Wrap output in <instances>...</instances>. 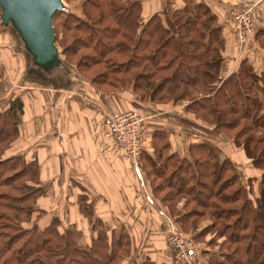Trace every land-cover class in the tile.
Returning a JSON list of instances; mask_svg holds the SVG:
<instances>
[{"label": "trees", "instance_id": "trees-1", "mask_svg": "<svg viewBox=\"0 0 264 264\" xmlns=\"http://www.w3.org/2000/svg\"><path fill=\"white\" fill-rule=\"evenodd\" d=\"M62 1L53 27L67 64L105 95H130L124 101L134 110L183 108L232 141L256 173L244 177L215 141L191 143L181 156L168 131L156 130L141 156L155 208L192 237L205 264H264L263 79L245 59L227 76L223 29L232 19L213 0H166L153 14L147 0ZM7 92L0 102V264H132L128 229L105 227L87 194L75 205L92 238L80 243L59 219L41 221L48 214L39 205L48 195L43 167L38 156L16 150L26 104ZM166 251L177 264L169 244Z\"/></svg>", "mask_w": 264, "mask_h": 264}, {"label": "crops", "instance_id": "crops-1", "mask_svg": "<svg viewBox=\"0 0 264 264\" xmlns=\"http://www.w3.org/2000/svg\"><path fill=\"white\" fill-rule=\"evenodd\" d=\"M213 1L219 6L221 5L223 10L222 0ZM241 1H243L244 6L251 4L255 6V16L258 23L255 34L242 45L238 41L233 21L229 26L224 27L226 54L228 61L231 62L227 67L229 69L227 76L237 72L240 62L244 59L247 60V63L249 62L262 76L263 82L259 86L258 92L264 108V0ZM179 6L177 7L179 8ZM26 46L29 47L27 43ZM27 49L22 50L26 60L24 67L22 64L20 66L18 61L14 57L10 58V56H7L10 62L7 61L5 64V69L17 68L19 82L24 81L16 88V91L18 90L17 96H22L26 104L25 115L22 118V135L16 143V150L18 153L27 152L26 156L41 153L42 167L46 166L50 169L53 176L50 180L54 183L67 182L74 185L73 182L76 177L82 183L81 189L83 191L77 194H88L93 203L92 199L95 193L87 192L84 187L85 184L110 182L114 187V182L118 176L120 185L121 174H126V170H124L126 160L121 159L122 155L118 148L105 138L107 132L105 115L109 111L132 109L133 107L124 101L121 95H105L81 76L82 79H76L75 82L73 79L68 80L65 75H71L55 70L56 68H54L55 72H50V69L49 74L43 70L42 72L38 70L37 77H34L33 81L28 80V70L33 61L37 62L38 58L32 50ZM58 53L60 52L58 51ZM36 64L38 65V63ZM47 65L51 66L50 64ZM60 66L64 68L67 64L63 61ZM48 76L50 78L49 85L44 86L35 83V80L38 81L40 78L43 81ZM90 92L94 96H91ZM125 178L122 183L132 189L133 183L130 184L127 175ZM99 194L105 198V193L102 191H97L96 198ZM111 195L116 197L115 187ZM49 197L58 200L60 195L56 196L54 193ZM44 199L40 200L39 205L41 209L48 212L47 207L41 205ZM120 199L122 200V197ZM93 205L95 206L94 203ZM78 216L80 217L79 213ZM135 239L137 238L135 237ZM148 249L149 254L155 260V264H162L161 257L154 250ZM137 253L134 247V255L137 257H134L132 264H143L142 255H148L147 250L145 249L140 255Z\"/></svg>", "mask_w": 264, "mask_h": 264}, {"label": "rangeland", "instance_id": "rangeland-1", "mask_svg": "<svg viewBox=\"0 0 264 264\" xmlns=\"http://www.w3.org/2000/svg\"><path fill=\"white\" fill-rule=\"evenodd\" d=\"M222 2L225 7L227 6V9L234 7H237L239 9L252 7L255 13V6L253 4L244 6L243 1L241 0H222ZM146 4L149 14L162 12L166 8V0H147ZM3 13L4 8L0 6V63L3 67L2 73L4 78V84L0 87V100H2V98L7 95L8 89L12 90V96H17L18 90L16 91V88H18L20 83L24 82L21 80V82H19V72L17 68L5 69V64L7 63V61L10 62V60L7 59V56H10V58L14 57L18 61L20 66L22 64V66L24 67L26 60L22 50H28L27 48L31 50L30 47L26 46V41H24L20 30L13 18L9 22L4 23L2 18ZM222 14L224 16L232 18L224 12H222ZM60 57L63 58L62 54L58 52L52 57V60L48 62L52 67L48 66L46 62L41 63L40 61H33V64H31L30 69L28 70L29 77L27 79L33 81L34 77H37L36 75H38L39 73L38 70H41L40 72H42L43 70L44 72H47L49 74L48 71L50 69V72H55L54 68H56L55 70H60L63 73H69L71 76H68L67 74L63 75L67 76L68 80L73 79V82H75L76 79H82L81 77L83 76L80 75V73L75 68L67 64L64 58L63 61L67 64V66L64 68L60 66V63L63 62L61 61ZM56 59L57 61H55ZM36 63H38V65ZM230 64L231 62L228 61V65ZM8 69L10 72L9 74ZM19 70L21 71L20 68ZM35 83L47 86L50 84V78L49 76L48 78L45 77L43 81L39 78L38 81L35 80ZM123 93L124 94H122L121 96H123L124 98L122 99L126 100V98H128L130 95L128 96L127 93ZM90 94L91 96H94L92 92H90ZM135 110L122 109L109 111L106 113L105 118L107 119V115L111 113L124 114L131 112L137 113L141 117H145L146 141L144 143L143 150L150 148V138L156 130H166L171 136L170 140L174 146V151L179 153L181 156H184L186 154L188 146L191 143L201 142L204 140L210 142L215 141L214 143L222 150L225 157L231 158L239 164L240 171L242 172L244 177H251L256 174L254 170L251 169L252 167L250 166V164L243 159L241 151L236 148L234 144H232V141L228 140L225 137L217 138L216 136H214L211 127L206 126L205 124L197 121L195 118L189 115H185V113L183 112V108H157L153 110H151V108H141ZM37 155L41 160V153H36L34 155L30 154L29 157L32 158L33 156ZM118 156L121 157L120 155ZM121 159L124 158L122 157ZM125 162L126 163L124 166V170H126V174H121V179L124 182L127 175L130 184L133 183L132 189L126 187L122 183V180L119 185V176L118 179H116V181L114 182L116 197H113L111 195V192L114 191V187L110 182H107L105 184H98L96 182H93L90 184H85L86 186H84L86 191L90 194L95 193L92 200L95 204L97 219L109 230L114 228L121 229L122 227H126L132 237V240H134L133 245L135 247V251L138 252L137 254L140 255L145 251V249L147 250L148 255H142L143 264H155V260L153 259V257H151L152 255L149 254L148 248L154 250L155 253L161 257V260H163L164 264L168 263L169 260L171 264V256L166 251L167 244L169 243V235L171 234V227L166 223V218L161 216L160 209L157 210L155 208L156 205L154 197L151 195L154 201V204H151L143 195V193L140 192V183L138 182V180H136L137 178L135 174L129 172V163L127 161ZM42 169L44 173V186L47 190L48 195L52 196L55 193L56 196L60 195V197L58 198V200H56L51 199L49 196H47L41 202V205L47 207L48 210V214L45 215L41 221L44 224H48L51 222L53 217L59 219L62 222L65 230H67L68 228H74L76 238L80 243L92 238L93 232L91 224L88 223V221H86V219H84L82 216H78V211L75 206L76 196L78 195L77 193L83 192L81 189L82 183H80V181L76 177L74 179L75 183L73 182L74 185L67 182L54 183L50 180L53 178L52 174L50 173V169L46 168V166ZM142 173L146 178L143 168ZM257 186L258 185L256 184L255 187ZM97 191L104 192L105 198L102 194H99L96 198ZM119 195L120 197H122V200L120 199ZM172 221L174 223L173 227L176 230L178 229L187 240L190 239L191 241H189L193 244L192 237L189 234L183 233L173 218ZM135 237L137 239H135ZM144 246L146 247L144 248ZM194 246L198 253V257H196L198 259V263L205 264L207 258L200 255L201 249L196 244H194ZM211 251L212 253L218 252L217 248ZM172 264H174V262Z\"/></svg>", "mask_w": 264, "mask_h": 264}, {"label": "built area", "instance_id": "built-area-1", "mask_svg": "<svg viewBox=\"0 0 264 264\" xmlns=\"http://www.w3.org/2000/svg\"><path fill=\"white\" fill-rule=\"evenodd\" d=\"M222 12L232 17L234 27L237 33L238 41L244 44L251 36L255 34L257 28V18L252 7L239 9L237 7L227 9L223 6ZM146 118L137 113H111L107 115V132L105 138L113 140L120 150L122 157L129 163V172L136 176L140 183V192L147 200L154 204L151 193L148 189L146 178L142 173L141 156L144 148V130ZM139 190V186H138ZM161 216L166 218V223L171 227L169 235V247L174 253L177 264H199L198 253L193 244L187 240L177 229H175L172 218L160 210Z\"/></svg>", "mask_w": 264, "mask_h": 264}, {"label": "water", "instance_id": "water-1", "mask_svg": "<svg viewBox=\"0 0 264 264\" xmlns=\"http://www.w3.org/2000/svg\"><path fill=\"white\" fill-rule=\"evenodd\" d=\"M4 23L12 18L38 61L50 62L58 52L53 27L55 14L63 10L62 0H0Z\"/></svg>", "mask_w": 264, "mask_h": 264}]
</instances>
